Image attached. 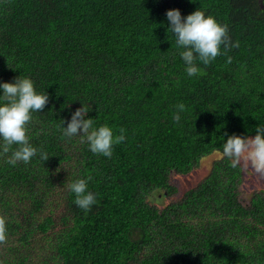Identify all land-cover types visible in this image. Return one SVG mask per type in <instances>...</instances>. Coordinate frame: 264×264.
I'll use <instances>...</instances> for the list:
<instances>
[{
	"label": "trees",
	"instance_id": "obj_1",
	"mask_svg": "<svg viewBox=\"0 0 264 264\" xmlns=\"http://www.w3.org/2000/svg\"><path fill=\"white\" fill-rule=\"evenodd\" d=\"M171 8L205 10L238 47L188 77ZM18 75L48 102L28 124L37 156L12 166L0 154V264H264V188L245 207L242 169L222 153L228 135L264 125V0H0V81ZM81 104L124 130L111 158L61 135ZM213 152L222 157L177 195L174 174ZM86 175L87 212L67 187Z\"/></svg>",
	"mask_w": 264,
	"mask_h": 264
},
{
	"label": "clouds",
	"instance_id": "obj_2",
	"mask_svg": "<svg viewBox=\"0 0 264 264\" xmlns=\"http://www.w3.org/2000/svg\"><path fill=\"white\" fill-rule=\"evenodd\" d=\"M165 15L167 30L175 38L176 49L188 77L203 75L200 65H209L222 54V48L238 47V42H232L229 37L228 25L218 22L205 10L197 8L182 17L179 9L171 8L166 10ZM226 62L230 63L231 57H227ZM47 102L45 91H37L34 80L29 76L18 75L11 82L0 81V154H9L5 161L8 165L15 166L18 162L28 164L37 156L39 149L31 143L28 124L33 114L43 110ZM184 107L182 102L176 105L175 121L180 120ZM90 109V105L81 104L71 113L66 126L61 120L58 125L61 135L66 139L79 137L93 154L111 158L114 145L125 140L124 130L116 134L110 125L98 124L93 117L87 116ZM222 153L229 159L231 167L240 166L246 157L247 167L250 164L251 169L264 175V125L256 126L254 136L228 135L223 142ZM40 158L42 161L48 156L41 152ZM91 179L90 175L76 177L67 185L74 204L85 212L96 203V194L89 190ZM237 194L243 205L248 207L250 195L240 193L239 188ZM6 237V221L0 216V242Z\"/></svg>",
	"mask_w": 264,
	"mask_h": 264
},
{
	"label": "rangeland",
	"instance_id": "obj_3",
	"mask_svg": "<svg viewBox=\"0 0 264 264\" xmlns=\"http://www.w3.org/2000/svg\"><path fill=\"white\" fill-rule=\"evenodd\" d=\"M221 157V154L214 152L204 158L201 159L198 169L193 171L188 175H177L174 174V184L177 187V195H181L185 190L189 187L196 184L197 181L201 180L205 173H207L213 163ZM242 169V183L239 187L240 193L245 194L247 196L250 195L253 191H259L264 188V175H261L251 169V165L247 167V159L246 157L242 159L240 164ZM168 200L163 201L162 204H166ZM161 206V205H160Z\"/></svg>",
	"mask_w": 264,
	"mask_h": 264
}]
</instances>
